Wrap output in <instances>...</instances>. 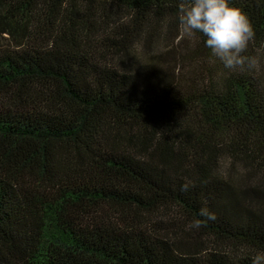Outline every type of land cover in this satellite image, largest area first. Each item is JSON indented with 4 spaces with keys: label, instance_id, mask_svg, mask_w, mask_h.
Here are the masks:
<instances>
[{
    "label": "trees",
    "instance_id": "obj_1",
    "mask_svg": "<svg viewBox=\"0 0 264 264\" xmlns=\"http://www.w3.org/2000/svg\"><path fill=\"white\" fill-rule=\"evenodd\" d=\"M181 2L0 0V264L264 251V0H231L257 58L232 70Z\"/></svg>",
    "mask_w": 264,
    "mask_h": 264
},
{
    "label": "clouds",
    "instance_id": "obj_2",
    "mask_svg": "<svg viewBox=\"0 0 264 264\" xmlns=\"http://www.w3.org/2000/svg\"><path fill=\"white\" fill-rule=\"evenodd\" d=\"M178 22L186 34L200 33L204 37V46L210 50L225 69L241 67L253 69L257 58L245 55L254 38V29L247 13L231 0H187L178 5ZM188 184L182 185L187 190ZM190 227L199 229L202 224L214 222L215 212L201 207ZM252 264H264V251H258L252 258Z\"/></svg>",
    "mask_w": 264,
    "mask_h": 264
}]
</instances>
